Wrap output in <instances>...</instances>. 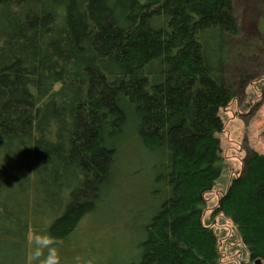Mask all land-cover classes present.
Wrapping results in <instances>:
<instances>
[{"label": "trees", "instance_id": "16d2710c", "mask_svg": "<svg viewBox=\"0 0 264 264\" xmlns=\"http://www.w3.org/2000/svg\"><path fill=\"white\" fill-rule=\"evenodd\" d=\"M238 41L234 0H0V264L45 233L59 264H223L204 196ZM220 214L264 264V153Z\"/></svg>", "mask_w": 264, "mask_h": 264}, {"label": "rangeland", "instance_id": "374dc122", "mask_svg": "<svg viewBox=\"0 0 264 264\" xmlns=\"http://www.w3.org/2000/svg\"><path fill=\"white\" fill-rule=\"evenodd\" d=\"M234 5L242 37L236 46L243 53L231 60L233 64L229 66L228 74L234 99L220 112L224 124L218 135L223 156L222 175L214 189L204 196V219L211 221L210 226L218 236L223 264L246 263L248 253L230 220L221 214L212 219V211L229 180L241 172L245 155L252 151L264 153V0H234ZM145 206L146 203L140 205L142 209ZM94 222L86 218L81 230L98 238L103 231L92 232ZM101 225L97 228H102ZM97 243L93 245L96 248Z\"/></svg>", "mask_w": 264, "mask_h": 264}, {"label": "clouds", "instance_id": "9594fccd", "mask_svg": "<svg viewBox=\"0 0 264 264\" xmlns=\"http://www.w3.org/2000/svg\"><path fill=\"white\" fill-rule=\"evenodd\" d=\"M57 243L54 237L45 233L34 234L33 236V256L43 258L40 260V264H59V255L57 248L54 246ZM46 250V254L44 251Z\"/></svg>", "mask_w": 264, "mask_h": 264}, {"label": "water", "instance_id": "95a60500", "mask_svg": "<svg viewBox=\"0 0 264 264\" xmlns=\"http://www.w3.org/2000/svg\"><path fill=\"white\" fill-rule=\"evenodd\" d=\"M259 262L258 261H255V264H258Z\"/></svg>", "mask_w": 264, "mask_h": 264}]
</instances>
